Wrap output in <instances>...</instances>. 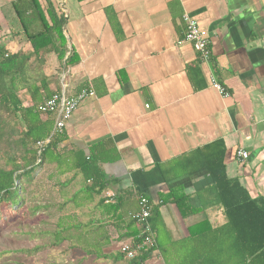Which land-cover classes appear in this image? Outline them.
I'll return each instance as SVG.
<instances>
[{
  "label": "crops",
  "instance_id": "0c3cea01",
  "mask_svg": "<svg viewBox=\"0 0 264 264\" xmlns=\"http://www.w3.org/2000/svg\"><path fill=\"white\" fill-rule=\"evenodd\" d=\"M11 1L0 0V45L9 52L28 51ZM38 2L44 9L46 0ZM50 2L65 19L62 34L78 61L62 68L55 53L45 54L48 88L70 97L87 84L92 92L66 122L59 145L68 155L92 150L102 158L97 163L106 184L101 198L118 208L115 214L98 210L93 218L112 222L115 233L127 232L119 216L136 209L138 195L146 196L158 218L153 220L156 249L145 264H165L163 255L176 264L171 243L186 239L202 222L214 228L226 221L206 167L173 178L181 167L221 153L226 177L251 199H264V0ZM184 14L208 36L206 62L198 61L188 42L177 43ZM238 150L247 158L238 157ZM58 174L53 183L79 189L77 169L67 166ZM106 194L118 203L113 196L107 201Z\"/></svg>",
  "mask_w": 264,
  "mask_h": 264
},
{
  "label": "trees",
  "instance_id": "16d2710c",
  "mask_svg": "<svg viewBox=\"0 0 264 264\" xmlns=\"http://www.w3.org/2000/svg\"><path fill=\"white\" fill-rule=\"evenodd\" d=\"M10 5L30 49L9 52L0 45V209L18 210L25 200V186L33 183L39 170L53 165L49 178L59 176L58 173L67 166L77 169L81 177L79 189L63 198L57 208L62 209L70 203L76 209H88L89 214L83 223L75 221L72 214L57 217L51 228L36 234L37 238H46L45 242L18 252L32 255L47 247L66 244L68 250L79 249L86 257L110 261L105 264H145L153 256L156 245L139 252L132 259H127L117 246L118 242L139 234V227L129 217L132 212L125 218L119 216L127 229L124 233H115L114 224L104 218H93L98 210L102 211L101 214H115L118 210L116 205L106 206L101 198L106 184L97 163L102 158L92 150L87 155L78 150L72 153V161V154L68 155L59 145L64 139L63 133L53 131L55 113L41 114L37 110L43 99L58 93L48 88L47 78L41 69L43 56L55 53L62 68L78 61L75 51L67 47L62 34L65 19L56 14L50 0H46L44 9L38 0H12ZM77 90L89 88L82 84ZM20 92L28 96L27 103L22 100ZM45 140L48 141L40 150L37 142ZM186 157L188 155L181 157L182 166L188 160ZM176 160L178 158L169 164ZM198 161L194 160L199 165L181 167L172 177L201 165L206 167L212 180L214 199L222 206L226 221L214 228L202 222L189 230L186 239L171 243L172 248H177L174 255L176 264H264V199H251L239 183L226 177L221 153L217 157L201 156ZM68 183L57 182L58 191L66 189ZM95 199L97 203L88 207L87 204ZM113 199L118 203V197L114 195ZM174 202L180 203L178 199ZM46 207L48 204L36 205L32 209L36 211ZM157 218V208L151 204L148 221L153 232L156 229L153 220ZM111 232L117 236L112 235L113 238ZM163 257L165 264H171L166 255Z\"/></svg>",
  "mask_w": 264,
  "mask_h": 264
},
{
  "label": "rangeland",
  "instance_id": "374dc122",
  "mask_svg": "<svg viewBox=\"0 0 264 264\" xmlns=\"http://www.w3.org/2000/svg\"><path fill=\"white\" fill-rule=\"evenodd\" d=\"M49 170L51 169L48 167L39 170L33 183L25 186V200L18 210L13 208V211H9L5 207L0 209V264H105L110 262L86 257L79 249L68 250L66 244L55 248L47 247L32 255L18 252V250L31 249L45 242L46 238H37L36 234L51 228L52 223L61 215H74V220L82 223L89 217L88 209H76L70 203L62 209L57 208L63 198L69 197L73 190L66 188L59 192L57 184L53 183L55 178L47 177ZM47 204L46 208L36 211L32 209L33 206ZM69 221L71 222V219ZM114 234L111 232V236Z\"/></svg>",
  "mask_w": 264,
  "mask_h": 264
},
{
  "label": "built area",
  "instance_id": "2783aa9c",
  "mask_svg": "<svg viewBox=\"0 0 264 264\" xmlns=\"http://www.w3.org/2000/svg\"><path fill=\"white\" fill-rule=\"evenodd\" d=\"M182 20L184 23V30L182 37L177 43L188 42L195 51L198 61H208L211 53L208 36L191 16L184 14ZM211 85L219 93L226 95L225 89L220 84L212 81ZM90 95H92L90 89L81 90L70 97L64 96L63 92L54 93L49 98L43 99V101L37 105V110L41 114L55 113L53 131L62 132L73 111ZM47 141L48 140L37 142V147L42 150ZM237 156L245 159L247 158V153L243 150H238ZM112 196V194L105 195L107 201H109ZM150 210L151 204L148 198L139 196L137 199L136 211L129 214V217L133 219L139 227V234L136 237L117 243L119 250L125 254L127 259H132L139 252L155 246V233L151 229L148 221Z\"/></svg>",
  "mask_w": 264,
  "mask_h": 264
}]
</instances>
